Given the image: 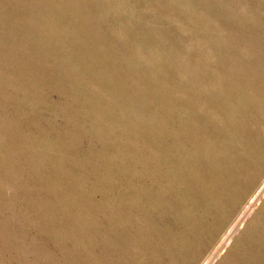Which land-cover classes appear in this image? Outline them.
<instances>
[{"label":"rangeland","instance_id":"374dc122","mask_svg":"<svg viewBox=\"0 0 264 264\" xmlns=\"http://www.w3.org/2000/svg\"><path fill=\"white\" fill-rule=\"evenodd\" d=\"M0 264H264V0H0Z\"/></svg>","mask_w":264,"mask_h":264},{"label":"bare ground","instance_id":"6f19581e","mask_svg":"<svg viewBox=\"0 0 264 264\" xmlns=\"http://www.w3.org/2000/svg\"><path fill=\"white\" fill-rule=\"evenodd\" d=\"M263 190V189H262ZM262 192V191H261ZM255 195V194H254ZM251 201V200H250ZM248 207V206H247ZM245 209V208H244ZM246 213V212H245ZM232 233V227L230 228V230H229V234H231Z\"/></svg>","mask_w":264,"mask_h":264}]
</instances>
